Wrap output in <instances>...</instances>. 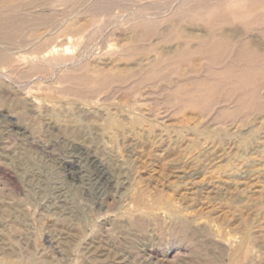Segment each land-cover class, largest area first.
I'll use <instances>...</instances> for the list:
<instances>
[{
  "label": "rangeland",
  "instance_id": "374dc122",
  "mask_svg": "<svg viewBox=\"0 0 264 264\" xmlns=\"http://www.w3.org/2000/svg\"><path fill=\"white\" fill-rule=\"evenodd\" d=\"M6 22L0 264H264V0H0ZM209 27L228 40L182 51Z\"/></svg>",
  "mask_w": 264,
  "mask_h": 264
},
{
  "label": "bare ground",
  "instance_id": "6f19581e",
  "mask_svg": "<svg viewBox=\"0 0 264 264\" xmlns=\"http://www.w3.org/2000/svg\"><path fill=\"white\" fill-rule=\"evenodd\" d=\"M177 1V0H176ZM90 2V0H89ZM246 2V1H245ZM90 8V7H89ZM103 9L106 8V6H103L102 7ZM234 14V13H233ZM144 15V14H143ZM146 18L147 15H144ZM143 18V17H142ZM150 18V17H149ZM152 18V17H151ZM135 19V18H134ZM142 20V19H141ZM145 20V19H144ZM150 20V19H148ZM137 21V20H135ZM147 21V20H145ZM144 21V22H145ZM8 22V21H7ZM0 23V29H3L5 27H9L11 26L12 24L11 23ZM138 22V21H137ZM155 24V23H154ZM70 26V25H69ZM134 26H136L134 24ZM142 26V25H141ZM133 28V27H132ZM69 29V28H68ZM75 29V28H74ZM8 31H9V28H8ZM15 32V31H14ZM14 34H12L13 36ZM146 35V34H145ZM197 35V34H196ZM189 36L186 40H184V47H182V51H187L188 52V49L191 51V52H198L200 51L203 47H206L208 46L207 48L210 49L211 45H214L215 42L218 43V41H222V40H226L227 39V36L226 34H223V33H220V34H216L215 32V28L214 27H209L207 30H205V32L200 35V36ZM12 37L10 36V33L8 32H4V31H0V39H3V41H9ZM228 40V39H227ZM246 40V39H245ZM11 41V40H10ZM233 41V40H232ZM236 44V42H235ZM245 44H246V49H253L255 48L254 44L251 43V41H248L246 40L245 41ZM231 45V44H230ZM233 45V43H232ZM179 46V44L177 45ZM254 46V47H253ZM215 47V45L213 46ZM245 49V48H244ZM204 50V49H203ZM212 50V49H211ZM189 51V52H190ZM248 51V50H247ZM3 51L0 50V58H1V55L3 54L2 53ZM205 52H206V49H205ZM181 54V53H180ZM157 59V57H156ZM77 62V61H76ZM62 66V63H60ZM83 67V66H82ZM127 67V66H126ZM130 69V68H129ZM125 70V69H124ZM126 71H121L119 73H115L114 74H108L106 77L107 79L109 80H113V81H116V82H124L126 79H127V76L125 75ZM135 75V74H134ZM85 80V79H84ZM103 81V80H102ZM93 91V90H92ZM95 91V90H94Z\"/></svg>",
  "mask_w": 264,
  "mask_h": 264
}]
</instances>
